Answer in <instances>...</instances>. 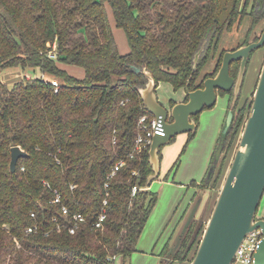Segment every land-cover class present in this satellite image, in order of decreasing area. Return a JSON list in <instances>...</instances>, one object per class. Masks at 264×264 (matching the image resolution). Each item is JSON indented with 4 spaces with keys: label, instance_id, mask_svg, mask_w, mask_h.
Here are the masks:
<instances>
[{
    "label": "trees",
    "instance_id": "16d2710c",
    "mask_svg": "<svg viewBox=\"0 0 264 264\" xmlns=\"http://www.w3.org/2000/svg\"><path fill=\"white\" fill-rule=\"evenodd\" d=\"M176 1L177 9L170 11L160 0H0V69L21 66L49 76L25 77L12 90L0 81V264H129L157 202L156 193L146 189L153 173L150 147L134 159L127 157L140 117L153 116L140 93L148 77L133 66L150 71L158 85L184 88L193 76L190 90L203 87L217 71L201 77L208 59L216 56L225 30L245 14L243 0ZM250 2L253 27L246 43L264 15V0H245L244 6ZM112 20L127 35L126 54L118 48ZM55 42L54 60L48 52ZM203 45L194 72V57ZM225 52L218 57L221 65ZM59 62L83 67L85 78L71 76ZM238 71L234 62L232 76ZM53 79L59 80L58 93ZM251 105L246 114L245 108L236 113L230 130L217 141L210 165L219 156L226 159L212 188L223 184L225 162L239 143ZM194 118L198 123V115ZM13 146L28 153L16 172L11 171ZM122 158L127 164L109 179ZM45 181L90 224L71 234ZM135 185L142 189L133 195ZM104 200L107 217L96 228ZM197 226L195 221L168 264L185 262L202 234L204 226L198 231ZM30 227L37 228L28 232Z\"/></svg>",
    "mask_w": 264,
    "mask_h": 264
},
{
    "label": "water",
    "instance_id": "95a60500",
    "mask_svg": "<svg viewBox=\"0 0 264 264\" xmlns=\"http://www.w3.org/2000/svg\"><path fill=\"white\" fill-rule=\"evenodd\" d=\"M262 47H264V32L258 41L243 45L235 50L226 51L217 74L206 78L203 87L195 90L189 88L193 78L190 76L185 89L188 100L177 102L171 107L163 105L158 100L156 94L158 83L153 74L146 68L141 69L138 66H133L136 73L143 72L148 77L146 85L140 89L141 97L146 109L157 119L161 117L166 133L164 136L155 135L151 143L149 161L152 164L153 173L148 178V184L158 178L160 174L161 149L179 134L196 132L198 123L194 117L205 108L213 107L216 104L219 91L229 92L234 89L235 95L232 104H236L251 53ZM204 48L203 45L195 54L194 72L197 71ZM236 61H241L237 79L231 74V65ZM169 110L170 121H168ZM232 117L233 111L229 110L224 132L227 131ZM27 156L28 153L20 146H13L11 149V171L16 172L20 158ZM146 189L150 190L149 187ZM263 196L264 63L256 89L253 92L252 105L238 147L190 264H231L246 236L258 228L262 229L263 239L255 254V259L256 264H264V218L257 219L256 217ZM206 213L207 208L200 220L190 217L180 232L176 234L171 245V256L168 255L167 262L170 263L173 260L195 221L198 222L197 231L204 226Z\"/></svg>",
    "mask_w": 264,
    "mask_h": 264
},
{
    "label": "rangeland",
    "instance_id": "374dc122",
    "mask_svg": "<svg viewBox=\"0 0 264 264\" xmlns=\"http://www.w3.org/2000/svg\"><path fill=\"white\" fill-rule=\"evenodd\" d=\"M170 11L177 8L173 4L176 0H160ZM199 1V0H193ZM245 0L241 3L242 10L245 14L234 22L232 29L225 30L221 40L220 49L215 57H210L201 72V77L207 73H212L216 69V74L221 67L219 63V54L221 50L230 51L244 45L246 38L253 27L252 2L246 7ZM241 21V22H240ZM113 23V32L118 48L122 54L130 51V45L127 35L123 28L117 27ZM264 30V15L262 14L259 23L253 29L251 39L255 40ZM247 42V43H248ZM202 56V55H201ZM201 59V57H200ZM200 61V60H199ZM264 63V48L255 50L251 56L247 66L243 89L241 92L240 105L248 99H253V92L256 89L260 72ZM220 64V65H219ZM61 69L67 71L71 76L77 79L85 78V70L83 67L59 62ZM215 74V75H216ZM42 76L39 69L23 68L21 66H11L0 69V81L12 90L16 83L25 77L31 79ZM49 78V76L46 75ZM58 82L59 80L56 79ZM156 94L158 100L165 106L169 107L171 101L180 102L185 99V90L183 88L176 89L171 82H160ZM250 98V99H249ZM229 107V96L218 95V100L213 107L205 108L198 115V128L193 137L190 133H182L177 135L169 144L162 148V158L160 165V174L154 179L149 186L152 192L157 195L156 205L147 220L143 232L139 238L136 251L132 254L129 264H168L167 255L171 256V239L181 220L187 212L196 192L200 199L206 196L208 204L213 202L208 217L205 219L202 234L198 237L196 244L190 252L185 262H176L174 264H190L199 241L204 233V228L210 218L211 212L219 195L220 188H202L200 182L206 176L210 168V161L213 151L216 147V141L221 133L224 132V122L227 119V109ZM250 111V110H249ZM249 112L246 115V120ZM245 120V121H246ZM197 121V120H196ZM241 136V135H240ZM237 139V142L240 139ZM236 145V144H235ZM232 150V154L228 156L226 163L227 170L233 160V156L238 144ZM199 182V183H198ZM199 184V185H198ZM222 186V185H221ZM202 190H199V189ZM203 191V192H201ZM257 219L264 218V196L261 200L257 211ZM120 260L118 259V262Z\"/></svg>",
    "mask_w": 264,
    "mask_h": 264
},
{
    "label": "built area",
    "instance_id": "2783aa9c",
    "mask_svg": "<svg viewBox=\"0 0 264 264\" xmlns=\"http://www.w3.org/2000/svg\"><path fill=\"white\" fill-rule=\"evenodd\" d=\"M50 51L48 52V57L51 59H57L58 52H57V43L49 44ZM43 78H46L44 74H42ZM52 84L55 86V92L58 93L59 91V82L57 80H52ZM171 120V114L169 110V117L168 121ZM138 135L136 137L135 146L133 150L128 154V158L134 159L138 156H140L145 149L151 146V143L153 141V138L155 135H165V129L164 124L162 122L161 117L157 119L155 116H150L148 114H144L140 117L138 121ZM58 162H60L58 160ZM127 164V159L122 158L119 161L116 162L114 165L110 175L108 178L114 177L125 165ZM133 175L138 176L139 170L135 169L133 170ZM46 187L52 190L54 194V199L51 200L53 204H60L61 205V217L65 221H69V224L67 225V228L71 234H76L78 230L81 228L83 224H90L89 220L86 216L79 212L73 211L69 206H67L63 202V197L61 192L56 189L52 188V186L49 184L48 181H45ZM105 186L109 187V182H106ZM76 185H72V188H75ZM139 189H142L141 187L135 185L133 187V195L137 193ZM108 201L104 200L103 202V209L101 213L98 215V218L95 222H93V226L96 228H100L103 226L104 221L106 220V211L105 206L107 205ZM32 216H35V213H32ZM57 218H54V221H56ZM92 225V224H91ZM37 227H30L28 228V232H33L36 230ZM62 230V226H58V231ZM263 239V233L262 229L258 228L253 232H250L244 241L242 242L241 246L239 247L235 258L231 262V264H256L255 254L260 248L261 242Z\"/></svg>",
    "mask_w": 264,
    "mask_h": 264
},
{
    "label": "flooded vegetation",
    "instance_id": "af4514ba",
    "mask_svg": "<svg viewBox=\"0 0 264 264\" xmlns=\"http://www.w3.org/2000/svg\"><path fill=\"white\" fill-rule=\"evenodd\" d=\"M253 5L254 4H252V6H251V8H253ZM263 32H264V30H263ZM263 32L261 33V35L263 34ZM261 35H260V37H261ZM260 37H258V39L257 40H253V41H251V42H254V41H258L259 39H260ZM251 42H249V43H246V44H244V45H248V44H250ZM241 46H243V45H241ZM241 46H239V47H241ZM238 47V48H239ZM262 48H264V47H262ZM237 49V48H236ZM233 50H235V49H233ZM257 50V49H256ZM254 52V51H253ZM253 52L251 53V56H252V54H253ZM251 56H250V58H249V61H248V64H249V62H250V59H251ZM236 62H239V70H240V62L241 61H236ZM234 63V62H233ZM233 63H232V65H233ZM232 65H231V69H232ZM248 66V65H247ZM238 74H239V71H238V73H237V76L235 77L236 79H237V77H238ZM245 79V78H244ZM243 84H244V81H243ZM243 84H242V88H241V91H240V93H239V96L241 95V92H242V89H243ZM199 88H201V87H199ZM184 90L186 89V87H184L183 88ZM185 93H186V90H185ZM219 94H221V91H219ZM222 95V94H221ZM226 95H228L229 96V107H228V111H227V117H228V114H229V110H232L233 111V117H232V121H231V123H230V125H229V127H228V129H227V131L226 132H222L221 133V136L223 135V134H225V133H227L229 130H230V128H231V126H232V124H233V122H234V120H235V118H236V113L238 112V111H240V109H242V108H245V110H244V112H245V114H246V112H247V110L249 109V107H250V105H251V101H252V99L249 101L248 99H246L244 102H243V104L242 105H240V106H236L237 105V102H238V99H239V96H238V99H237V101H236V104L235 105H233L232 103H233V99H234V95H235V92H234V89H232L231 91H229V92H226ZM185 99H183L182 101H187L188 100V98H187V95L185 94ZM225 96V95H224ZM250 99V98H249ZM172 103H177V102H174V101H171L170 102V104H169V107H171V106H173L172 105ZM237 107V108H236ZM226 121H227V119H226ZM226 121L224 122V130H225V128H226ZM191 133V132H190ZM220 136V137H221ZM220 137L218 138V140L220 139ZM217 144V143H216ZM216 148V147H215ZM223 155V154H222ZM224 159H226V156H219L215 161H213V163H212V165H210V168H209V170H210V172H208V174H207V179L208 180H206V181H204V183H202L201 184V186H202V188H207V187H209V188H212L210 185H212V183H213V181L219 176V174L222 172V170H224L223 169V167H224V162H223V160ZM209 180H211V183L209 182ZM207 182H209V183H207Z\"/></svg>",
    "mask_w": 264,
    "mask_h": 264
},
{
    "label": "crops",
    "instance_id": "0c3cea01",
    "mask_svg": "<svg viewBox=\"0 0 264 264\" xmlns=\"http://www.w3.org/2000/svg\"><path fill=\"white\" fill-rule=\"evenodd\" d=\"M221 125H223V124H221ZM217 141H218V139H217ZM217 141H216V143H217ZM214 151H215V149H214ZM207 174H208V172H207ZM207 174H206V176H207ZM200 184H202V182H200ZM207 188L209 189V187H207ZM199 190H202V189L200 188ZM201 192H203V191H201ZM196 193L197 194L195 195L194 199L192 200L187 212L185 213V215H184L183 219L181 220L178 228L176 229L175 233L173 234V236L171 238L172 240H174L176 234L178 232H180L181 228L187 223V221L190 219V217H192V219L200 220V218H202L203 212L206 208H207V213L204 217V220L208 217V214H209V211H210V208H211L213 202L211 203V205L208 204V199L205 198L206 196H204L203 198L200 199V196H198V191ZM194 210H196V211H194ZM166 257L168 258L169 256L167 255Z\"/></svg>",
    "mask_w": 264,
    "mask_h": 264
}]
</instances>
